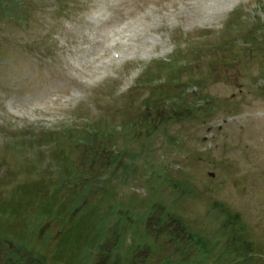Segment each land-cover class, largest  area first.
<instances>
[{
  "label": "rangeland",
  "instance_id": "1",
  "mask_svg": "<svg viewBox=\"0 0 264 264\" xmlns=\"http://www.w3.org/2000/svg\"><path fill=\"white\" fill-rule=\"evenodd\" d=\"M2 13L0 46L11 40L18 49L0 48V264H108L146 206L153 215H170L187 236L197 234L189 255L197 247L218 249L217 256L230 252L232 246L225 249L228 243L215 237L225 216L240 213L247 239L235 242L255 250L247 264H264V119H246L264 110V0H37ZM40 38L42 47L30 51ZM161 74L171 79L142 117L152 122L140 134L149 136L147 147L139 145L142 155L123 150L113 156L115 140L103 136L88 144H78L79 135L63 136L89 124L122 130L129 116L121 112L141 109L150 96L147 77ZM166 95L179 104H164ZM238 123L246 124L242 136ZM173 133L199 145L191 149L193 160L174 153ZM210 142L214 153L208 155L201 147ZM163 155L181 166L170 187L178 193L164 184L143 188L155 173L148 162L157 168ZM64 161L74 163L61 179ZM59 189L69 191L73 204L53 212ZM117 190L122 206L104 236H96L92 225L103 223L105 213L98 207ZM143 219L150 225L136 232L132 256L150 241L146 233H159L152 219ZM89 231L86 240L100 246L94 255V246L77 238Z\"/></svg>",
  "mask_w": 264,
  "mask_h": 264
},
{
  "label": "trees",
  "instance_id": "2",
  "mask_svg": "<svg viewBox=\"0 0 264 264\" xmlns=\"http://www.w3.org/2000/svg\"><path fill=\"white\" fill-rule=\"evenodd\" d=\"M17 1L18 0H4L3 2H1V0H0V7H1L2 12H3V10L5 8H7V6H5L4 4H7L9 6V9L10 10H13L14 8H18L19 2L17 3ZM109 135L110 134H108V132H99V133H96L95 132V133L91 134V137L92 138H95L97 136H103V137L107 138ZM156 181H158V180H154V181H152V183H155ZM167 183H169L168 180H167ZM174 206H176V204ZM225 229H224V232H225L224 234H225L226 237L225 236H223V237H225L224 239L228 243L227 247H231V246L232 247L230 248V252H228V254H225V256H223V259L227 258L228 256H232L231 257V258H233L231 260V261H233L232 264H245L246 262L241 263L240 260L244 256H246V253H247L246 252V247H248L249 244H245L244 245V244H239L238 241L235 242V238L236 237H234V231L237 229V228H235V226H233L231 228V230H230L231 232H229V229L228 228H225ZM232 240H234V241H232ZM163 247H164V243L162 242V248ZM130 250H132V249H130ZM204 251H205V252H203V256L204 257L198 259L197 264H211L210 263L211 262V255L208 253V251L206 250V248H204ZM231 261H230L229 264H231ZM171 263L172 264H175L174 262H171ZM222 264H228V263L227 262H223Z\"/></svg>",
  "mask_w": 264,
  "mask_h": 264
}]
</instances>
